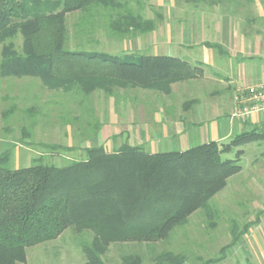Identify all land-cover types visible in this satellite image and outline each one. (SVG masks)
<instances>
[{
  "label": "trees",
  "instance_id": "1",
  "mask_svg": "<svg viewBox=\"0 0 264 264\" xmlns=\"http://www.w3.org/2000/svg\"><path fill=\"white\" fill-rule=\"evenodd\" d=\"M144 5L145 0H0V80L32 78L52 92L84 97L103 92L113 97L115 90L135 89L169 95L173 84L202 77L203 68L187 58L112 55L70 47L67 21L75 14L79 16L74 25L79 38L91 36L97 28L119 40L153 33L163 16L146 18ZM19 38L21 47L16 44ZM204 45L224 53L217 43ZM194 103L191 100L187 105ZM32 105L25 112L35 122L37 104ZM13 113L12 106L3 113L5 121ZM101 127L97 121L94 132ZM25 136L31 133L25 131ZM259 141H264V128L236 134L227 143L211 141L185 151L149 153L143 146L123 142L114 150L103 145L83 148V158L63 166L38 160L16 169L11 167L13 148H9L0 153V264L26 262L27 249L57 240L70 228L93 233L91 242L82 243L87 264H105L112 244L151 246L167 241L200 210L212 224L218 212L212 199L242 170L241 151L234 159L223 155ZM44 147L51 152L59 148ZM257 223L259 216L242 231L233 229L230 243L217 257H198L194 263L223 262L227 251ZM190 259L167 250L152 261L187 264ZM122 261L144 264L140 254L124 255Z\"/></svg>",
  "mask_w": 264,
  "mask_h": 264
},
{
  "label": "rangeland",
  "instance_id": "2",
  "mask_svg": "<svg viewBox=\"0 0 264 264\" xmlns=\"http://www.w3.org/2000/svg\"><path fill=\"white\" fill-rule=\"evenodd\" d=\"M217 1L145 0L143 15L156 19V14H161L163 20L158 22L156 32L123 40L112 37L103 28H97L91 36L79 38L74 27L79 21V16L71 15L67 21L71 36L70 47L79 46L82 50L114 55H122L127 49L154 55V46L158 45L161 54L167 55L170 41L180 43V31L191 26L195 17L196 29L198 28L201 11L196 9V6L210 8L209 3ZM230 1L238 5L235 8L236 18L243 30L250 33L264 32V0ZM171 31L173 39L169 37ZM199 33L196 31L197 37ZM21 42V38L17 39V46L21 47ZM182 53L176 57L191 56L194 59L193 55L197 56L200 51L191 52L186 48ZM191 58H187L188 61L197 65ZM204 70L205 75L202 78L173 84L169 95L135 89L115 90L113 97H108L103 92L84 97L80 93L48 91L38 79L0 80V147H4L0 148V153L13 148L11 167L14 169L30 166L38 160L63 166L72 160L83 158L84 153L81 150L86 147L103 145L108 150L117 149L124 140L118 141V138L113 139L112 136H115V130H123L121 122H124L131 112L137 116L138 111H141L149 118L156 116L155 114H170L173 119L191 122L196 118L195 113L202 112V106L213 104L203 97L205 91L217 88L216 85L203 80L211 76L213 70ZM191 100H195V103L187 105ZM32 104H37L35 122L25 112L33 106ZM12 106L14 113L5 121L3 113ZM97 121L102 127L95 133L93 129ZM110 123L112 131L107 132L104 127ZM25 131L31 133V136L26 137ZM230 140L231 138L224 143ZM47 144L59 148L51 152L44 147ZM65 147H73L76 150L67 152ZM237 151L242 152L239 157L242 170L231 177L225 189L212 199V206L218 211L212 224L200 210L190 218L186 226L176 228L167 241H160L151 246L137 243L112 244L104 257L105 264H123L122 256L128 254H140L144 258V264H155L152 258L167 250L187 254L191 258L187 264L197 262L198 257H217L219 250L230 243L232 230L242 231L245 224L254 221L257 216L259 223L250 228L240 240L243 246L251 248V252L248 251V260L254 264H264V141L238 147L234 152L223 155V158L234 159L237 157ZM92 238L93 233L90 231L81 233L70 228L57 240L27 249L26 262L21 264H87L82 243H89ZM223 264L240 263L226 258Z\"/></svg>",
  "mask_w": 264,
  "mask_h": 264
},
{
  "label": "crops",
  "instance_id": "3",
  "mask_svg": "<svg viewBox=\"0 0 264 264\" xmlns=\"http://www.w3.org/2000/svg\"><path fill=\"white\" fill-rule=\"evenodd\" d=\"M209 6L210 8L196 6V9L201 11L198 30L195 17L191 26L180 31V43L170 41L167 55L179 56L186 48L191 52L200 51L197 56L193 55L194 59L191 56L187 58H191L203 70H213L211 76L203 78L204 81L217 86L203 93V97L213 104L202 106V112L195 113L196 118L191 122L173 119L170 114H155L156 116L149 118L144 112L138 111L137 116L131 112L129 117L121 122L123 130L114 131L115 135L123 131L126 133L125 137L118 138V141L124 140L123 142L131 146H143L149 153L185 151L211 141L225 142L250 129L264 128V113H251L248 116L242 114L244 107L248 105L245 90L264 79V32L250 33L241 28L235 12L238 5L234 1L218 0L210 2ZM196 31L200 32L198 37ZM172 33L171 31L169 36L171 39L174 36ZM207 42L221 45L224 53L206 47L204 43ZM154 50V55H162L158 45L154 46ZM125 53L141 54L128 49ZM111 126L112 123L104 129L107 132L112 131ZM248 251L251 252V248L243 246L239 240L227 251L226 258L244 264L250 262Z\"/></svg>",
  "mask_w": 264,
  "mask_h": 264
},
{
  "label": "built area",
  "instance_id": "4",
  "mask_svg": "<svg viewBox=\"0 0 264 264\" xmlns=\"http://www.w3.org/2000/svg\"><path fill=\"white\" fill-rule=\"evenodd\" d=\"M245 99L248 105L244 107L243 115L248 116L257 112L264 113V79L245 90Z\"/></svg>",
  "mask_w": 264,
  "mask_h": 264
}]
</instances>
